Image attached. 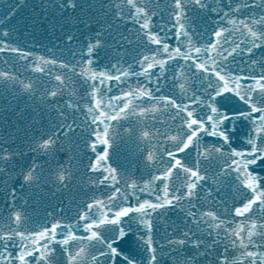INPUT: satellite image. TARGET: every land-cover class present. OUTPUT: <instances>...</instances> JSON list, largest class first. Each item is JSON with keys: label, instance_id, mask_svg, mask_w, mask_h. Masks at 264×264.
Here are the masks:
<instances>
[{"label": "snow or ice", "instance_id": "obj_1", "mask_svg": "<svg viewBox=\"0 0 264 264\" xmlns=\"http://www.w3.org/2000/svg\"><path fill=\"white\" fill-rule=\"evenodd\" d=\"M46 3L57 14L80 8ZM3 6L7 17L20 7ZM67 21L82 28L46 53L0 22V54L31 73L0 69V84L39 92L57 111L27 152L0 138V164L15 172L0 168L13 180L0 264H264V0H108L97 20ZM109 47L114 62L100 66ZM125 148L138 154L134 171L117 162ZM78 165L88 178L74 214L61 203L37 218L17 203L42 178L67 187Z\"/></svg>", "mask_w": 264, "mask_h": 264}, {"label": "water", "instance_id": "obj_2", "mask_svg": "<svg viewBox=\"0 0 264 264\" xmlns=\"http://www.w3.org/2000/svg\"><path fill=\"white\" fill-rule=\"evenodd\" d=\"M80 8L75 13L65 12L57 14L56 10L50 9L46 0H0V22H4L16 29V37L18 43L23 47L29 49L33 53H46L47 49L57 45V40H63L61 32L65 29L71 31L73 28L81 29L82 25H73L70 21L64 23V27H60V22L67 20L69 15H76L78 17L89 16L93 21L98 19V13L101 10L102 4H107L108 0H78ZM8 3L19 4L20 7L16 9L11 17H7V8L3 5ZM83 9V11H81ZM195 22L203 27L201 16L203 13H193ZM97 27L96 24L92 25ZM79 35V31L76 33ZM87 32H85V35ZM109 45H113V41L109 39ZM68 59V54H64ZM116 50L114 47L101 49L98 53L100 66L109 63L114 57ZM5 59L8 61L6 65ZM15 66L21 73L31 76V73L26 71V66L17 60L15 54L4 53L0 54V69L11 68ZM40 84L45 83L46 78L36 77ZM39 92L36 97L22 94L13 89L10 85L5 86L0 84V138L11 136L16 143L27 152L24 147L27 142V137L32 134L33 129H38L42 124H47L57 117V111L50 110L47 104H44L38 99ZM55 103V102H53ZM69 115H71L69 113ZM83 119V117H80ZM247 129L242 125H237L236 138L240 140L244 137ZM138 154L133 152L130 148H125L118 158V163L122 167L134 171L137 168ZM20 158H17L19 162ZM84 163H87L85 157ZM6 172L13 176L15 172L11 164L5 166L0 164V168H5ZM79 171L76 172L75 178L67 187L57 188L56 185L50 183L46 178L33 187H26L23 191V199L17 201L21 206L26 207L29 215L33 217H40L45 210H52V208H59L63 203L66 210H70L74 214V201L80 200L86 190L82 186L81 177L87 179L83 165H78ZM143 171L142 164L140 165ZM17 168L15 171H18ZM139 175V173L137 174ZM7 180L8 187H5L4 181ZM12 179H8L5 173H0V209L7 211L6 204L11 203L6 194L11 191ZM19 187V185H16ZM226 192V188H222ZM25 201L27 203L25 204ZM179 210L169 212L166 217V222L170 224L176 220ZM161 234L164 232L165 223H160ZM165 259H168L167 257Z\"/></svg>", "mask_w": 264, "mask_h": 264}]
</instances>
